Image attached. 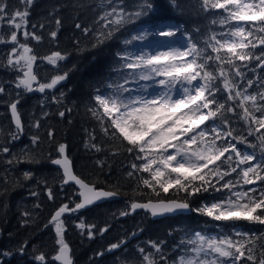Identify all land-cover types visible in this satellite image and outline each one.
<instances>
[{
    "label": "snow or ice",
    "instance_id": "6c2138e0",
    "mask_svg": "<svg viewBox=\"0 0 264 264\" xmlns=\"http://www.w3.org/2000/svg\"><path fill=\"white\" fill-rule=\"evenodd\" d=\"M23 2L31 5L33 0ZM123 3L124 0H106L105 4V0H101L100 7H110L96 21L101 29L106 30L98 33L99 42L110 38L130 18ZM197 3L198 14H206L204 18L209 25H219L222 31L216 32L205 25L207 35L203 47L197 36H203L204 31L196 27L194 32L197 35H194L182 25H163L154 32L145 29L131 39H124L123 45L128 46L133 41H145L149 36L167 39L175 38L180 33L186 37L183 47L170 46L164 51H117L112 69L116 78L107 83L106 87L110 90L107 94L96 90L93 97L95 106L89 108V112L104 136L119 142L128 153L133 154L135 160L141 161L139 164L131 163V170L127 172L129 178L138 180V187L142 184L157 197L161 193L168 194L170 189L185 193L183 198L177 199L149 200L147 203L134 201L130 205L131 211L146 209L153 216H158L194 210L214 221L223 222L231 229L217 236H206L199 231L189 235L185 254L173 259L171 264H264V230L249 232L236 226L239 221L264 226V0H197ZM173 4L180 7L179 0H173ZM7 7L4 0H0V22L6 20L13 30L8 37L0 34V43L12 45L5 67L16 73L15 87L29 93H44L46 89L55 88L67 78L68 73L55 74L50 82H38L34 72L38 57L33 54V48L27 41L40 42L43 37L36 34V24H32V31L28 30L27 10L9 13ZM152 8L149 0H145L140 10L131 15L139 19L147 16ZM55 11L58 9L54 8ZM55 24L60 26L59 18L55 19ZM76 27L81 28V25L77 24ZM39 28H44V24H40ZM82 31L87 33L89 29ZM18 32L22 33L25 42L20 41ZM49 36L54 42L57 31H50ZM207 49H211V52ZM42 59L58 70V62L65 60L66 55L53 51ZM242 69L256 74L255 79ZM256 69L261 72L257 74ZM157 77L160 79L157 80ZM130 81H154L160 90L153 88L152 92H148L151 85H141L134 94L132 89L126 87ZM34 84L37 87L34 88ZM4 93L6 89L0 84V94ZM15 95L16 99L7 104L11 123L15 127L9 130L6 142L0 144V155L7 154L5 163L10 166L21 162L38 163L30 153L40 147L39 135H33L31 146L20 154L12 153L9 147V143L19 140L24 132L18 110L22 93L16 92ZM53 100L58 98L53 96ZM64 115L63 111L59 112V116ZM32 126L39 129L40 121H35ZM47 136L51 141V129ZM249 136L254 137L258 144L251 143ZM90 140L94 141L95 136L90 134ZM238 144H248L252 148L258 146L261 154L257 157L254 151L242 152ZM88 146L101 151L96 143ZM56 151L59 158L50 162L62 169V184L73 182L78 186L76 194L80 200L71 208L69 204L59 206L43 225V229L50 226L54 229V255L49 258L48 254L38 252L34 247V264H73L65 239L66 218L62 217L65 213L78 212L103 198L117 195L114 191L97 189L94 184L74 174L72 161L65 154V144H58ZM139 173H148L149 178L139 176ZM233 173H236L235 180L225 179ZM23 177L31 179L32 173L26 171ZM7 182L5 176L4 183ZM258 183V188L243 187ZM210 189L215 192L227 190L228 195L192 209L188 197ZM7 191L4 188L0 196L6 195ZM47 192L48 198L53 199L51 187ZM72 202L70 197L69 203ZM34 207L39 208L40 205ZM128 214L121 212L122 216ZM21 215L24 217L22 225L35 223L33 213L24 211ZM76 227L82 235L92 238L96 226L86 225L81 220ZM107 230L105 227L98 231L103 234ZM28 243L24 241L18 251L24 252ZM123 244L124 241L113 243L109 251ZM138 252V264H168L161 242H151V250L140 248ZM12 255L11 250L0 251V258ZM0 264H6V260H0Z\"/></svg>",
    "mask_w": 264,
    "mask_h": 264
},
{
    "label": "trees",
    "instance_id": "16d2710c",
    "mask_svg": "<svg viewBox=\"0 0 264 264\" xmlns=\"http://www.w3.org/2000/svg\"><path fill=\"white\" fill-rule=\"evenodd\" d=\"M4 2L9 13L27 10L28 30L32 31V24H36V34L43 37L40 42L31 39L27 41L33 48V54L38 57L34 71L40 81L47 82L53 75L64 72L68 75L55 88L46 89L42 94L17 89L16 73L5 67L7 53L11 51L12 45L0 43V84L6 89V93L0 94V144L6 142L9 130L14 129L7 104L10 100L16 99V92L22 93L18 110L24 132L19 140L9 143L11 152L20 154L31 146L33 135L41 137L40 147L30 153L35 156L38 163L21 162L10 166L5 163L7 154L0 155V191L8 189L6 195L0 196V251H13L11 257L0 260H6V264H34V247L38 252L48 254L49 258L54 255V229L51 226L43 229V225L59 206L69 204L71 207L78 201L76 188L73 185L62 184L60 171L50 162L59 156L56 149L60 143L65 144V153L72 161L76 175L85 182L94 184L96 188L114 191L120 196L118 200L105 201L84 211L62 217L66 218L65 239L71 250L73 264H138V250L140 248L151 250V242H161L163 253L168 258V264H171L173 259L185 254V243L191 233L214 230L219 227L217 225L225 226L223 222L214 221L194 210L188 214L158 219H152L143 211L130 213L129 204L133 201L177 199L183 198L185 193L170 189L168 194L161 193L157 197L151 189L142 184L138 187V180L129 178L127 172L131 170V163L139 164L141 161L135 160L133 154L128 153L119 142L104 136L98 122L89 112V108L95 106L93 97L96 90L100 89L102 93L107 94L110 91L106 87L107 83L116 78V73L112 70L115 66V53L122 49L132 51L140 44H148L154 37L149 36L145 41H133L128 46L123 45L124 39H131L133 35L145 29L152 32L161 24L182 25L194 35H197L194 32L196 27L204 31L203 36H197L200 46L203 47V40L207 35L205 25L216 32L222 31L219 25H209V21L204 18L206 14H198L197 0H179L180 7H175L173 0H149L153 5L152 10L147 16L139 19L131 14L140 10L145 0H124L123 7L126 13L130 14V18L120 26L119 31H115L103 42H99L98 33L106 30L101 29L96 21L99 15L109 10L110 6L100 7L101 0H33L31 5H26L23 0ZM54 8L58 11L53 12ZM50 13L52 15H49ZM56 18L61 21L59 27L55 24ZM40 24H44V28H39ZM77 24H80L81 28H77ZM84 28H88L89 31L85 33L82 31ZM11 30L13 29L7 21L0 22V34L8 37ZM53 30L57 31L54 42L49 36ZM177 35L186 40L180 33ZM18 38L25 42L22 33L18 32ZM53 51H61L66 55L65 60L58 62V70L42 59ZM207 51L211 52V49ZM242 70L255 79L256 74L248 72L247 69ZM260 72V69H256L257 74ZM53 96L58 100H53ZM61 111L65 113L63 117L59 116ZM37 120L40 121L39 129L32 126ZM49 129L53 131L51 141L47 136ZM90 134L95 136L94 141L90 140ZM248 140L258 144L252 136H249ZM90 143L98 144L101 151L90 148L88 146ZM237 147L242 152L254 151L257 157L261 154L258 146L252 148L248 144H238ZM114 150H118L116 154H113ZM98 161L100 163H97ZM26 171L32 173L31 179H24L23 173ZM138 175L149 178L148 173ZM5 176L7 184L4 183ZM225 179L235 180L236 173ZM259 186L258 183L243 187L247 189ZM49 187L54 194L51 200L47 192ZM33 192L36 195H32ZM227 195V190L215 192L210 189L208 192L188 197V202L192 209H197ZM70 197L72 203H69ZM37 204L40 205L39 208L34 207ZM24 211L33 213L35 223L21 224V220L24 219L21 213ZM121 212L129 214L122 216ZM81 220L86 225L96 226L92 238L86 234L82 235L81 230L76 227ZM236 226L249 232L259 233L264 230V226L249 224L246 221H239ZM105 227L108 230L101 234L98 230ZM24 241L29 242L26 250L19 252L18 248ZM119 241H124V244L109 251L110 245ZM257 255L259 256V251Z\"/></svg>",
    "mask_w": 264,
    "mask_h": 264
},
{
    "label": "rangeland",
    "instance_id": "374dc122",
    "mask_svg": "<svg viewBox=\"0 0 264 264\" xmlns=\"http://www.w3.org/2000/svg\"><path fill=\"white\" fill-rule=\"evenodd\" d=\"M6 21V20H5ZM163 25H168V24H161L159 25L156 29H154V31H156L159 27L163 26ZM152 31V32H154ZM155 41H161V43L156 44ZM177 41V43H176ZM186 40L182 39L180 37V35H177L175 38H163V37H154L153 40L151 42H149L148 44H140L136 49H133L131 52H138L139 50L143 49L144 51H155V50H160V51H164L167 50L168 47L172 46V47H183L184 43ZM50 79L47 82H50ZM157 80L160 79V77L156 78ZM141 85H151V87L148 88V92H152L153 88H155L156 90H160V86L158 84H155L154 81H139L138 83L135 82H131L130 84L127 85V87H129L130 89L133 90V93H136V90L138 88H140ZM127 95V93H126ZM219 227H217L214 230L211 231H199L202 234L206 235V236H217L220 235L224 232H230L231 229H228L226 226H222V225H217ZM197 231H194L192 234H194Z\"/></svg>",
    "mask_w": 264,
    "mask_h": 264
},
{
    "label": "water",
    "instance_id": "95a60500",
    "mask_svg": "<svg viewBox=\"0 0 264 264\" xmlns=\"http://www.w3.org/2000/svg\"><path fill=\"white\" fill-rule=\"evenodd\" d=\"M34 85H35V84H34ZM35 92H37V93H41V92H39V91H35ZM13 125H14V124H13ZM65 154H66V153H65ZM56 158H59V156L56 157ZM53 166L56 167L57 169H59L60 172H61V175H62V169H60V167L57 166V165H53ZM73 172H74V171H73ZM74 174H75V173H74ZM69 184L74 185L73 182H69ZM69 184H64V185H69ZM74 187L78 190V186L74 185ZM97 189L104 190V191H109V190H105V189H101V188H97ZM77 197H78V202H79L80 198H79L78 194H77ZM119 198H120V196L117 194V195L114 196V197L103 198V199H101L100 201L95 202L93 205L98 204V203H101V202H105V201H113V200H117V199H119ZM148 201H149V200H148ZM148 201H143V202H141V201H135V202H139V203H147ZM152 201H153V200H152ZM133 202H134V201H133ZM153 202H155V201H153ZM93 205L88 206V207H86L85 209L90 208V207H92ZM130 205H131V203H130ZM130 205H129V210H130L131 213H135V212H138V211H144V212L149 213V215L151 216L152 219L163 218V217H166V216L176 215V214H188V213H190V211H191V210H186V211H182V212L168 213V214H163V215L153 216V215L151 214V212H150L149 210H146V209H136L135 211H131V209H130ZM72 207H74V205H73ZM70 208H71V207H70ZM85 209H81V210H79V211H83V210H85ZM53 214H54V213H53ZM67 214H70V213H65V215H67ZM69 254H70V256H71V250H70V253H69ZM56 263L59 264V262H56Z\"/></svg>",
    "mask_w": 264,
    "mask_h": 264
}]
</instances>
